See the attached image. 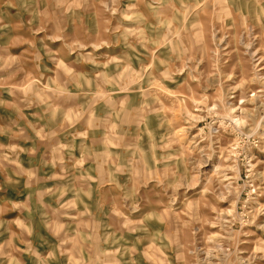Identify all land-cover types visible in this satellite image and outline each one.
Masks as SVG:
<instances>
[{
	"label": "rangeland",
	"instance_id": "374dc122",
	"mask_svg": "<svg viewBox=\"0 0 264 264\" xmlns=\"http://www.w3.org/2000/svg\"><path fill=\"white\" fill-rule=\"evenodd\" d=\"M0 264H264V0H0Z\"/></svg>",
	"mask_w": 264,
	"mask_h": 264
},
{
	"label": "bare ground",
	"instance_id": "6f19581e",
	"mask_svg": "<svg viewBox=\"0 0 264 264\" xmlns=\"http://www.w3.org/2000/svg\"><path fill=\"white\" fill-rule=\"evenodd\" d=\"M237 120H239V119H237ZM237 120H236V121H237ZM215 171L217 172V168H215ZM220 173H221V172H220Z\"/></svg>",
	"mask_w": 264,
	"mask_h": 264
}]
</instances>
